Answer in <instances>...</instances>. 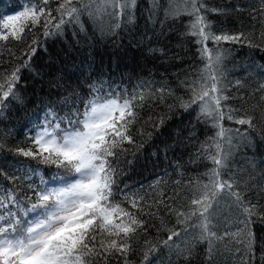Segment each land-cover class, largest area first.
Wrapping results in <instances>:
<instances>
[{"label":"snow or ice","instance_id":"snow-or-ice-1","mask_svg":"<svg viewBox=\"0 0 264 264\" xmlns=\"http://www.w3.org/2000/svg\"><path fill=\"white\" fill-rule=\"evenodd\" d=\"M50 3L51 0H25L22 11L9 14L6 9L11 6V0L7 4L0 0V29L5 30L0 32V41H8L10 37L21 40L26 29L39 25L44 28L45 37L62 35L68 26H73V35L79 43L75 27L87 36L82 20L85 16L96 24L102 36H116L126 24L135 23L140 6L139 0H58L53 15ZM241 8L237 6L236 10ZM145 11L149 21L161 25L169 20L176 22L182 16L190 17L185 36L196 37L197 52L204 64L195 74L186 73L182 80L177 76L179 86L188 94L187 99L182 96L177 99L185 111H196L198 122L216 129L215 135L196 150V160L190 161L203 159L212 164L202 174L206 180L198 176L188 182L191 195L181 208L164 199L148 201L142 195L129 196L124 191L128 185L120 187L124 173L117 161L120 153L126 151L123 145L135 143L130 128L138 120L137 109L148 99L164 102L166 96L175 93L165 82L157 84L152 80L138 82L131 92L114 81L93 82L88 85L87 99L82 100L74 91L76 102L69 97L61 101L66 106L63 115L49 107L45 119L33 126L34 134L29 133L34 149L13 150L62 171L54 173L50 181L41 178L40 184H29L33 195L25 193L21 197L12 189L0 186V264H112L113 261L131 264L133 242L150 226L141 217H159L161 205L165 214L175 216L176 224L181 227L168 228L161 219L167 238L156 243L144 241L143 264H148L151 254L160 247L171 254L168 264H173L172 255L177 261L182 258L184 264H191L200 244H207L209 264H216L219 244L229 240L233 243L229 251L233 255L240 253L239 264H254L256 242L250 226L253 216L264 218V210L248 199V183L235 173L230 174L233 149L238 147L234 142L251 143V137L246 129L227 127L223 121L254 128L255 117L238 116L244 110L228 104L237 98L229 95L231 88L240 86L241 81L237 79L235 85L229 83L224 61L232 50L220 47L221 42L246 41L249 47L254 45L243 33L217 34L214 31L217 26L208 13L220 15L229 9L210 8L205 0H148ZM260 11L264 13V0H260ZM161 13L163 20L159 19ZM208 42L215 47H209ZM23 67H28L27 62ZM20 70L15 68L0 81V113L9 97L22 102L14 90ZM260 89H264V83ZM238 98L243 100L244 96ZM160 123H164L163 118ZM21 169L22 166L9 169L12 172L9 180H31L41 175L39 169L31 166L23 170V175ZM0 174L7 175V171L0 168ZM117 196L124 197L139 214L123 207ZM230 223L243 227L232 232L227 227ZM260 264H264V254Z\"/></svg>","mask_w":264,"mask_h":264},{"label":"trees","instance_id":"trees-1","mask_svg":"<svg viewBox=\"0 0 264 264\" xmlns=\"http://www.w3.org/2000/svg\"><path fill=\"white\" fill-rule=\"evenodd\" d=\"M24 2L25 0H11V6L6 10L9 14L22 11ZM147 2L148 0H139L135 23L126 24L118 30L119 34L116 36H102L96 24L85 16L82 20L87 36L80 32L79 27H75L79 43L73 35V26H68L62 35L45 37L44 28L39 25L26 29L21 40L10 37L8 41H0V81H4L15 68L20 67L19 81L14 90L22 100L17 102L9 97L5 100L6 107L0 113V168L7 171V175L0 174V186L12 189L21 197L25 193L33 195L29 184L38 185L41 178L50 181L54 173L62 171L54 165L42 164L40 167L36 164L37 168L34 169H39L41 175L31 180L14 182L8 178L12 175L9 169L22 166L23 175L25 166H30L26 161L29 157L18 155L13 150L29 147L34 149L29 133L32 131L34 134L33 126L45 119L49 107L63 115L66 106L61 101L65 97L76 102V95H73L75 91L82 100L87 99L88 85L100 80L114 81L129 92L138 82L152 80L157 84L165 82L175 95L166 96L164 102L148 99L142 108L137 109L138 120L130 128L135 143H125L123 148L126 151L120 153V160L117 161L124 173L119 180L120 187L128 185L124 191L129 196L142 195L148 201L164 199L176 208L188 203L192 191L188 182L194 181L198 176L206 180L202 174L212 167L207 160L202 159L196 163L190 161L196 160V150L215 135L216 129L198 122L196 111H185L180 107L177 97L187 99L188 94L179 86L177 76L182 80L186 73L195 74L203 67L204 61L199 58L196 37L185 36L190 17L182 16L180 20H169L164 25L153 23L147 18ZM205 2L210 8L229 9L227 13L220 15L208 13L209 19L217 26L214 28L217 34L243 33L254 45L249 47L246 41L221 42L220 47L232 50L224 61L229 83L235 85L237 79L241 81L240 86L231 88L229 95L237 98L228 101V104L244 110L237 113L238 116L246 114L255 117V127L248 128L247 125L227 120L223 123L233 129H246L251 137V143L234 142L238 147L233 149L230 174L235 173L248 183V199L264 210V100H261L264 89H260V85L264 83V13L260 11V0ZM5 3H9V0H5ZM57 3L58 0H51L49 5L53 15H56ZM237 6L242 8L236 10ZM159 19L163 20L162 13ZM3 31L5 30L0 29V32ZM208 46L215 47L211 42H208ZM153 49L156 51L153 52ZM26 62L28 67H23ZM241 95L244 96L243 100L238 98ZM82 100L79 102L81 108ZM67 107L70 108L71 105ZM161 118L164 120L163 124L160 123ZM256 143L261 146L256 147ZM126 160L133 163L126 164ZM12 161L18 163L12 164ZM116 200L122 202L123 207L139 214L124 197L117 196ZM141 218L150 226L146 233H141L133 242L135 251L129 257L131 264H143L145 240L156 243L167 238L168 232L163 230L161 219L168 228L179 230L181 227L176 224L175 216L165 214L162 205L159 217ZM252 221L250 227L256 242L254 264H260L264 254V218L253 216ZM227 227L235 232L237 227L243 225L230 223ZM223 231L221 228V235ZM231 248V240L219 244L216 264H239L237 257L240 253L233 255L229 251ZM206 249L207 244L198 245L191 264H209ZM170 255L167 249L160 247L158 252L151 254L148 264H168ZM172 261L173 264H184L182 258L177 261L174 255ZM112 264L116 262L113 261Z\"/></svg>","mask_w":264,"mask_h":264},{"label":"bare ground","instance_id":"bare-ground-1","mask_svg":"<svg viewBox=\"0 0 264 264\" xmlns=\"http://www.w3.org/2000/svg\"><path fill=\"white\" fill-rule=\"evenodd\" d=\"M37 43V42H36ZM38 44V43H37Z\"/></svg>","mask_w":264,"mask_h":264}]
</instances>
